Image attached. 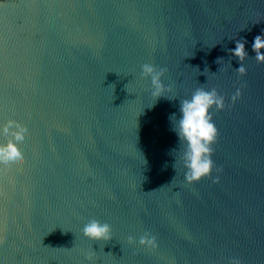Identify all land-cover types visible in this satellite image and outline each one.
Instances as JSON below:
<instances>
[{
  "label": "water",
  "instance_id": "obj_1",
  "mask_svg": "<svg viewBox=\"0 0 264 264\" xmlns=\"http://www.w3.org/2000/svg\"><path fill=\"white\" fill-rule=\"evenodd\" d=\"M262 33L264 0H0V129L30 131L0 175V264H264ZM146 62L175 99L150 95ZM201 85L226 98L210 109L220 183L185 179L169 119ZM92 218L110 240L83 235ZM146 231L158 249L128 240Z\"/></svg>",
  "mask_w": 264,
  "mask_h": 264
},
{
  "label": "clouds",
  "instance_id": "obj_2",
  "mask_svg": "<svg viewBox=\"0 0 264 264\" xmlns=\"http://www.w3.org/2000/svg\"><path fill=\"white\" fill-rule=\"evenodd\" d=\"M236 46L230 51L241 61L248 56L244 40H236ZM252 48L255 50V59L264 62V33L254 37ZM240 73L246 72V66L241 63L236 69ZM167 72L166 66H158L152 63L141 65L140 77L150 78V95L157 101L161 97L175 99L172 84L164 82V74ZM243 93L240 88L231 96V105L237 102ZM215 106L223 109L226 106V98L215 87L204 85L196 87L190 96H183L180 99L179 114L172 112L169 114L172 130L177 134L180 144L183 145L181 159L185 168V179L189 182H198L204 178L211 179L213 183H220L222 171L213 159L212 144L218 136V129L212 119L210 109ZM3 137L8 141L7 147L0 146V175L3 170H7L9 177L14 169L22 167L26 158L20 148L28 143L30 131L17 123H10L6 128L0 129ZM217 173L213 175V172ZM83 235L90 240H110L113 236L112 225L108 221L101 222L92 218L83 225ZM128 240L139 245L155 250L159 248L157 236L146 231L137 236L129 234ZM95 251L87 253L90 264H94ZM229 264H244L243 259L238 255L229 258Z\"/></svg>",
  "mask_w": 264,
  "mask_h": 264
}]
</instances>
